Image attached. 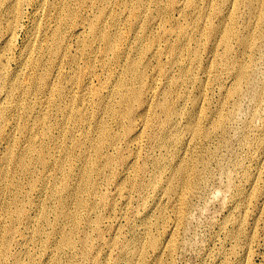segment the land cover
<instances>
[{
  "label": "bare ground",
  "instance_id": "bare-ground-1",
  "mask_svg": "<svg viewBox=\"0 0 264 264\" xmlns=\"http://www.w3.org/2000/svg\"><path fill=\"white\" fill-rule=\"evenodd\" d=\"M24 4L41 7L45 19L38 21L41 25L34 20L39 34L22 44L14 68L8 69L0 58V264H23L24 258L40 264L35 260L40 250L49 255L44 264L88 258L104 238L101 215L94 219L90 215L100 206L115 207L116 198L109 197V202L98 192L115 178L112 174L119 165L131 163V173L119 175L116 196L128 199L125 185L139 194L150 188L159 198L176 196L180 201L176 216L182 218L189 195L204 178L207 160L215 154V149L196 148L215 136L220 144L227 143L230 112L239 107L243 95L250 97L251 120L240 129L241 144L253 150L249 157L256 171L245 177L248 193L234 189L238 201L233 206L245 208L261 192L264 0H0L2 51L20 24ZM68 68L70 72L65 71ZM223 75L230 84H221L222 96L207 114L203 90L211 78L218 81ZM66 82L83 93L66 91ZM35 93H43L44 104L60 117L50 122L47 108L38 107L33 115ZM227 105L230 109L225 111ZM248 133L250 138L244 136ZM141 136L153 153L137 159ZM32 191L38 194L36 201ZM141 200L145 211L136 215L148 226L142 231L131 228L118 242L116 264H143L147 250L153 253L152 264L166 262L160 238L151 232L158 219L151 221V208ZM165 201L155 202V209L164 211L169 203ZM28 207L38 211L32 216ZM226 221L235 224L229 236L241 235L243 220ZM176 245L171 238L169 247Z\"/></svg>",
  "mask_w": 264,
  "mask_h": 264
},
{
  "label": "rangeland",
  "instance_id": "rangeland-1",
  "mask_svg": "<svg viewBox=\"0 0 264 264\" xmlns=\"http://www.w3.org/2000/svg\"><path fill=\"white\" fill-rule=\"evenodd\" d=\"M24 6L22 7L23 17L21 18L20 24L16 27L17 29L15 28L16 30L14 31L13 37L9 44L11 46L8 45L7 49H4L2 51L4 47L3 45L4 43L0 40V49H1L0 56L2 54V57L0 58L2 59V61L4 60L3 62L6 63L5 65L8 67V69L9 68L12 69L15 67L16 65L15 58L19 56L18 53H20L21 49L23 48L22 46L24 45V42L27 40V38L29 40L33 38L34 35L39 34L37 33L38 30L35 29L36 24L37 23H40V25L43 24V22H38V21L39 20L43 21L45 19V15L43 16V10L40 9L41 7H37V6L35 7V5H28V4H24ZM34 10H36L35 12H37L36 15L32 14V12L35 14ZM32 15L33 17H31ZM26 18L29 21L28 20L26 21ZM31 22L35 24H31ZM24 30L27 32H25ZM29 35H31V37H29ZM72 48H74V46ZM71 51H74V50L72 49ZM203 55H205V52L203 53ZM79 60H80L79 65H82L83 59L80 58ZM65 71L70 72L69 68L68 70H65ZM199 75L203 76L201 73H199ZM260 76L261 75H259L258 77L260 78ZM208 82L209 83H207L206 85L207 88L205 87L203 90L204 95H205V99L203 101V104H204L203 107L206 109L207 114H209V112H211L216 107L219 101L218 99H220L222 96L221 84L228 86L230 84V79L226 75H223L222 80L217 81L211 78ZM93 83H95V80L93 81ZM64 85H66L65 89L68 92L73 91L76 94L83 93L82 89H80L79 87H75V85L71 84L70 82L69 83L66 82L64 83ZM3 93H5V91H2V94ZM33 95L34 96L36 95V96L34 97ZM33 95H31L32 97L31 103H34L32 104V111H31L33 115L39 112L38 110L39 108H40V111L42 110L41 108H44V109L47 108L45 110H47L49 113L50 122H53L57 118L60 117V115L56 112L54 108H52V106H48L47 104L46 106L44 104L45 98H44L43 93H35ZM249 98L250 97L247 95L241 96L240 99L238 100L239 107L237 109H233L234 111L232 110L230 112L231 113L230 119L227 124V131H226V136H225L227 139L226 144H223V145L220 144L219 137L215 136L210 142L205 143V144L203 143V146H198L196 148L197 152L203 151L204 148L205 149L207 148L215 149V154L214 156H211L207 160V165L203 173L204 178L202 182L197 187V189L188 197L189 202L187 206L185 207L186 215L184 214L182 218L177 217L179 215L177 213V209L180 207V201L176 196H174V198L173 197H169V198L160 197L159 198V194H156V192L153 191L152 189L150 190V188H146V190L144 189L139 194V192H137L135 187H131L130 185H125L127 186V188L130 189V190L128 189L126 192L127 194L126 198L128 199H125V198L123 199V198L116 196L115 190L117 188V180L119 178V175L124 176L125 174H127V172L124 173V171H128V173L129 172L131 173L130 171L131 168H129L131 163L129 165H126L125 167H122L119 165L117 166L116 171H114L112 174L115 178L110 180L109 183H107L106 185H103L102 186L103 188H101L100 191L98 192V196L101 193H105V196L108 201H109L108 199L109 197L111 199L116 198L117 200L115 199V204H116L115 207L113 209H109L107 206H100L97 208L98 210L95 211L97 213H92L90 215L91 219H94L97 214L101 215L102 217L100 235H103L102 237L104 238H102V240L99 239L100 242L102 241L101 245L97 244L99 246H97V248L92 251V253L89 255L88 258H85V259L77 258V260L73 262V264H81V262H83V264H93V262L94 264H99V263L100 264L101 263L110 264V262L111 264H116V260L118 256L120 257V246H119L120 243L118 242L119 241L122 242V240H125L129 236L131 228H134L136 230L139 227L137 230L142 231L148 226L145 223H142V220L139 218V215L141 213H144L145 211V209L142 208V205H141L142 197L146 201L147 205L150 206V208L152 209L151 211V209L148 208L150 211L149 216H150L151 221L153 222L156 218L158 219L156 226L152 228L153 230L151 232L160 238L159 240L160 247L163 250V251L161 250L162 253L160 254H162L161 257L163 256L162 258L164 262L166 261L165 264H264V194H262L264 192V176L261 177L258 182L259 184L258 189L261 192L258 195L254 194L253 195L254 197L251 198V201H249L250 204L249 203L246 204V207L248 206L247 207L248 210L246 207L241 208L240 205L237 206V208H239L237 210V208L234 207L233 205L238 201V198H235L232 195L234 189L236 188H240L244 194L248 193L250 189L248 187H250V184L248 180H245V177L249 174L250 171L251 172L256 171V163L254 160H251V158L249 157L250 153H253V150L250 149L247 145L241 144L244 137H242L243 134H241L240 129L245 122L247 123L248 121L251 120V114H250L251 104L249 102ZM41 104L42 105L44 104L43 107H41L42 106ZM183 105L186 106V104L184 103ZM229 109H230V106L227 105V107L225 108V111ZM263 110L264 109H261L262 114L264 113ZM182 116L183 115L181 114L179 116V121H181V123L184 120ZM253 120L255 121L254 125L256 124L255 126H258L260 123L259 117L253 118ZM206 124H207V121L205 120V117H204L202 118L201 125L204 126ZM244 136H246L247 138H250L252 134L248 133ZM140 138L141 139L138 142L139 144L137 143L138 145L136 147V149H138V151L136 150L138 153L137 159L140 157H144L149 151H150L149 153H153V148L149 146L147 138H145L144 136L143 137L141 136ZM124 144L125 143L123 142L121 143L122 146ZM0 145H1L0 147V152H1L2 144ZM123 147L121 148V151L124 149ZM246 172L248 173L246 174ZM228 179L230 180V183ZM22 182L25 184L27 181L25 178L24 179L22 178ZM119 183L122 184V181H119ZM24 186L27 188V185H24ZM105 186L106 188L107 187L108 188L107 189L104 188ZM35 193L36 192L34 191L31 192L32 199L33 198L35 199V200L33 199L34 201L38 199V194H35ZM79 193H83V191H79ZM152 197H155V198H152ZM170 198L171 200L173 198V201L168 200ZM158 200L159 201L167 200L165 201L166 203H168L169 201L164 211H159L158 209H155L154 206L159 202ZM72 206H73V202L70 203L65 208H69ZM28 208L32 216L38 211V209L37 210L34 209L35 207L32 208L33 211L30 209V207ZM137 211L140 212L138 216L136 215L138 213ZM160 213H164L163 217L160 216ZM227 217H234L236 219L240 218L241 220H243L242 221L243 225L241 227L242 231L240 233L241 235H239L237 238L231 237L228 235V233L233 231L235 224L232 221L224 222ZM116 219L118 220L117 223H116ZM0 222H1L0 224L3 223L2 221ZM225 224H227V227L223 226ZM175 225L178 227V229L176 228ZM174 226L176 230L174 229ZM22 229L24 228L22 227ZM95 237L96 236L92 235V238L97 239ZM171 238H175L177 240V245L173 247L174 249L169 247V242ZM30 246H35V245L30 244ZM108 246L110 247L108 248ZM112 246H114L113 250L108 251V249H111ZM16 247L19 248V245ZM37 247L38 245L36 244V248ZM40 251L35 254V260L37 263L44 264L45 259H48L49 257L47 256L49 255L43 254V251L42 252ZM99 251L101 253H99ZM146 252H145L143 264H149V263L152 264L153 253L150 250H147ZM23 262H25L23 264H29L28 260L25 258L23 259Z\"/></svg>",
  "mask_w": 264,
  "mask_h": 264
}]
</instances>
